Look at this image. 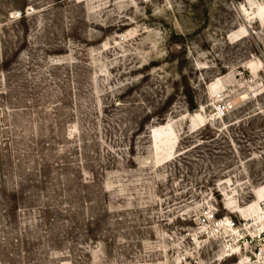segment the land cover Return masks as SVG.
<instances>
[{"label":"rangeland","instance_id":"obj_1","mask_svg":"<svg viewBox=\"0 0 264 264\" xmlns=\"http://www.w3.org/2000/svg\"><path fill=\"white\" fill-rule=\"evenodd\" d=\"M0 264H264V0H0Z\"/></svg>","mask_w":264,"mask_h":264},{"label":"bare ground","instance_id":"obj_2","mask_svg":"<svg viewBox=\"0 0 264 264\" xmlns=\"http://www.w3.org/2000/svg\"><path fill=\"white\" fill-rule=\"evenodd\" d=\"M195 118H196L197 120H200V121H201L200 127H204L205 125H207V123H203V116H202V114L197 113V114L195 115ZM202 123H203V124H202ZM229 223H230V221H228L227 219H226V220L223 219V220H222V223H221V226H222L223 224L229 226ZM260 234H261V233H260Z\"/></svg>","mask_w":264,"mask_h":264},{"label":"built area","instance_id":"obj_3","mask_svg":"<svg viewBox=\"0 0 264 264\" xmlns=\"http://www.w3.org/2000/svg\"><path fill=\"white\" fill-rule=\"evenodd\" d=\"M226 109H227V107H226V106H223L222 108H220V111H221L222 113H224V111H225ZM221 223H222V220L218 221V222L216 223V225H217V226H220Z\"/></svg>","mask_w":264,"mask_h":264},{"label":"trees","instance_id":"obj_4","mask_svg":"<svg viewBox=\"0 0 264 264\" xmlns=\"http://www.w3.org/2000/svg\"><path fill=\"white\" fill-rule=\"evenodd\" d=\"M21 16H24V12H22ZM162 126H164V124H162ZM206 126V125H205ZM176 142L179 143V138L176 139Z\"/></svg>","mask_w":264,"mask_h":264}]
</instances>
